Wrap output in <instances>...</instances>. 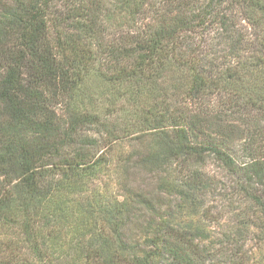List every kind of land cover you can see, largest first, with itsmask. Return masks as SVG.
<instances>
[{
	"label": "trees",
	"instance_id": "16d2710c",
	"mask_svg": "<svg viewBox=\"0 0 264 264\" xmlns=\"http://www.w3.org/2000/svg\"><path fill=\"white\" fill-rule=\"evenodd\" d=\"M255 254L264 0H0V264Z\"/></svg>",
	"mask_w": 264,
	"mask_h": 264
},
{
	"label": "rangeland",
	"instance_id": "374dc122",
	"mask_svg": "<svg viewBox=\"0 0 264 264\" xmlns=\"http://www.w3.org/2000/svg\"><path fill=\"white\" fill-rule=\"evenodd\" d=\"M134 145L132 143H130V145L128 146L127 143H124L122 146L118 145L115 148V151H125V150H129L133 147ZM121 148V149H120ZM210 169L214 168V164H210L208 166ZM129 176L132 177L130 179L131 182H133V185L135 186L138 182H142L143 184L149 189V188H153L154 187V176L152 175H148L145 173V171L143 170H139V169H132L131 172H129ZM185 219H189L192 222H194L195 224L200 225L201 227H203L206 232H208L210 234V239H214L216 235H220L221 232L224 231V227H219L214 225L213 223H211L210 221L205 220L204 218L201 217V215H197V216H192L191 214L185 216ZM222 224V222L220 223ZM254 264H257V262H259L260 258H258V256L255 254L254 257Z\"/></svg>",
	"mask_w": 264,
	"mask_h": 264
}]
</instances>
